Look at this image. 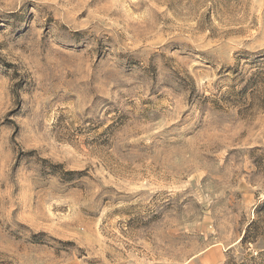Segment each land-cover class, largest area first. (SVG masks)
<instances>
[{"label":"rangeland","instance_id":"obj_1","mask_svg":"<svg viewBox=\"0 0 264 264\" xmlns=\"http://www.w3.org/2000/svg\"><path fill=\"white\" fill-rule=\"evenodd\" d=\"M0 264H264V0H0Z\"/></svg>","mask_w":264,"mask_h":264}]
</instances>
